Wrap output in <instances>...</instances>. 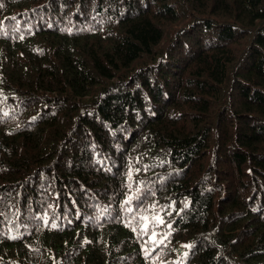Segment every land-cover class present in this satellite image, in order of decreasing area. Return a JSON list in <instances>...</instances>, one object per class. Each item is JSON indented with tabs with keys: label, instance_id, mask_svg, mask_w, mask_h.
Returning a JSON list of instances; mask_svg holds the SVG:
<instances>
[{
	"label": "trees",
	"instance_id": "1",
	"mask_svg": "<svg viewBox=\"0 0 264 264\" xmlns=\"http://www.w3.org/2000/svg\"><path fill=\"white\" fill-rule=\"evenodd\" d=\"M0 264H264V0H0Z\"/></svg>",
	"mask_w": 264,
	"mask_h": 264
}]
</instances>
